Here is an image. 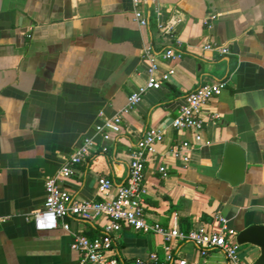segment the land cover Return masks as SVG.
I'll use <instances>...</instances> for the list:
<instances>
[{
	"label": "crops",
	"instance_id": "0c3cea01",
	"mask_svg": "<svg viewBox=\"0 0 264 264\" xmlns=\"http://www.w3.org/2000/svg\"><path fill=\"white\" fill-rule=\"evenodd\" d=\"M144 11L149 23L140 27L131 0H0V264L76 263L74 236L99 235L106 219L67 217L69 231H37L31 218L43 208L45 180L92 138V156L62 188L75 200H98L97 180L105 176L111 197L125 183L137 140L151 127L162 129L164 139L145 167L149 220L164 227L176 220L189 230L220 215L237 234L264 225V0H147ZM145 45L156 55L173 47L183 57L159 61L156 79L171 66L174 75L124 116L120 134L102 139L95 133L99 114L114 116L147 79ZM220 81L226 87L202 110V143L185 152L187 163L174 159L171 148L192 141L170 126L185 95ZM232 139L245 161L236 185L231 175L218 176ZM112 238L120 264L151 252L163 256L161 234L123 227ZM176 255L187 264H226L219 251L203 259L191 242L179 244ZM260 255L259 246L240 245L247 264Z\"/></svg>",
	"mask_w": 264,
	"mask_h": 264
},
{
	"label": "built area",
	"instance_id": "2783aa9c",
	"mask_svg": "<svg viewBox=\"0 0 264 264\" xmlns=\"http://www.w3.org/2000/svg\"><path fill=\"white\" fill-rule=\"evenodd\" d=\"M147 0H131L134 21L140 27L149 23L144 7ZM214 17L212 16L211 19ZM161 30L174 40V34L159 26ZM179 46V43L175 41ZM206 45L205 50H212ZM221 54H227V48L216 49ZM143 58L148 62L147 79L139 86L137 91L130 94L126 105L114 116L106 118L99 114V122L95 125V133L102 139H108L110 134H120L123 130L124 116L133 111L142 101L143 96L151 90H159L162 83L169 81L175 73V66L169 67L161 73L159 79L154 73L159 68V61L177 62L183 57L180 50L173 47L164 49L156 55L150 45H145L142 50ZM226 87V82L204 83L188 92L179 106L177 114L171 120V128L185 131L191 135L192 141L176 143L170 150L174 159L182 163L189 161L188 150L202 143L204 118L203 107L213 98L218 97ZM216 119L217 116L211 117ZM164 139V132L160 128H149L137 140L130 153L128 175L125 183L112 192L113 184L105 176L97 180L98 200H75L65 189L62 182L74 174L75 167L86 162L92 156L95 142L92 138H85L81 145L70 153L58 172L45 180V200L42 210L32 215V222L37 231H53L61 227L69 231L67 217H77L84 220H93L98 216L106 219V224L101 233L94 237L75 235L71 249L79 254V260L73 264H120L112 255V234L119 232L123 227L132 229L142 234H161L163 237L160 257L156 252H151L145 259H136L131 264H187L184 259L176 255L179 244L191 242L195 245L199 255L205 259L210 251L221 252L226 259V264H247L240 256V245L237 243V233L228 226L227 220L216 215L212 224L199 228L183 230L176 220L171 226L164 227L158 222L149 220L144 209L147 187L145 184V167L149 159L156 153V146ZM159 172L166 176L165 168L160 167Z\"/></svg>",
	"mask_w": 264,
	"mask_h": 264
},
{
	"label": "water",
	"instance_id": "95a60500",
	"mask_svg": "<svg viewBox=\"0 0 264 264\" xmlns=\"http://www.w3.org/2000/svg\"><path fill=\"white\" fill-rule=\"evenodd\" d=\"M244 154L242 149L231 140L225 145L223 152L222 168L219 173L220 178L228 179L232 185L239 184L244 175ZM227 177V178H226ZM237 243L254 244L260 247L261 255L253 264H264V225H251L237 234Z\"/></svg>",
	"mask_w": 264,
	"mask_h": 264
}]
</instances>
